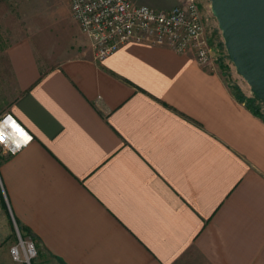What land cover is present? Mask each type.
<instances>
[{"label": "crops", "instance_id": "obj_1", "mask_svg": "<svg viewBox=\"0 0 264 264\" xmlns=\"http://www.w3.org/2000/svg\"><path fill=\"white\" fill-rule=\"evenodd\" d=\"M153 1L132 3H178ZM61 3L67 21L28 33L0 0V116L32 135L0 150V207L31 264H264V120L193 50L95 60Z\"/></svg>", "mask_w": 264, "mask_h": 264}, {"label": "built area", "instance_id": "obj_2", "mask_svg": "<svg viewBox=\"0 0 264 264\" xmlns=\"http://www.w3.org/2000/svg\"><path fill=\"white\" fill-rule=\"evenodd\" d=\"M72 19L89 39L94 59L102 61L128 42L166 45L177 52L193 50L198 64L212 66L202 0H178L170 10L136 5L130 0H67ZM208 1V0H207ZM32 135L10 113L0 116V150L13 155L26 147ZM11 247L15 261L30 264L32 246Z\"/></svg>", "mask_w": 264, "mask_h": 264}, {"label": "rangeland", "instance_id": "obj_3", "mask_svg": "<svg viewBox=\"0 0 264 264\" xmlns=\"http://www.w3.org/2000/svg\"><path fill=\"white\" fill-rule=\"evenodd\" d=\"M137 3H153V0H130ZM10 10L8 16H15L25 25L26 31L34 33L35 29L41 26H53L56 23L66 19L64 16L63 5L61 0H5ZM2 4V3H1ZM201 11L204 14L206 34L211 46V56L213 57V65L222 73L229 88L234 96L248 100L256 106L258 112L264 118V105L260 101L255 100L250 87L245 80L236 72L233 64L230 62L225 51L221 32L218 29L217 21L211 13L210 1L202 0L200 3ZM67 21V20H65ZM10 24H12L10 22ZM56 27V26H55ZM53 32L55 31L53 28ZM54 34V35H55ZM52 44V43H51ZM1 50V45H0ZM5 89L0 85V97L5 94ZM12 97V96H11ZM1 192V188H0ZM5 209V208H4ZM22 240L24 247H28L30 243L34 255L30 258V264L36 257L37 247L36 241L29 234L23 232L16 220H13L8 209L3 210L0 207V259L4 257L6 264H26L24 261H15L11 256V247L20 245ZM4 263V264H5Z\"/></svg>", "mask_w": 264, "mask_h": 264}, {"label": "water", "instance_id": "obj_4", "mask_svg": "<svg viewBox=\"0 0 264 264\" xmlns=\"http://www.w3.org/2000/svg\"><path fill=\"white\" fill-rule=\"evenodd\" d=\"M236 72L264 105V0H209Z\"/></svg>", "mask_w": 264, "mask_h": 264}, {"label": "trees", "instance_id": "obj_5", "mask_svg": "<svg viewBox=\"0 0 264 264\" xmlns=\"http://www.w3.org/2000/svg\"><path fill=\"white\" fill-rule=\"evenodd\" d=\"M236 99H237L238 101H240L241 103H243L248 109H250L251 112H252L254 115H256V116H258V117H260V118H262V119L264 120V118L262 117V115L258 112L256 106H254V104H253L252 102H250V101H248V100L240 99V98H238L237 96H236ZM255 100H257V99H255ZM260 103H261V102H260Z\"/></svg>", "mask_w": 264, "mask_h": 264}, {"label": "bare ground", "instance_id": "obj_6", "mask_svg": "<svg viewBox=\"0 0 264 264\" xmlns=\"http://www.w3.org/2000/svg\"><path fill=\"white\" fill-rule=\"evenodd\" d=\"M30 251H31V254H33V253H32L33 251H32V250H30Z\"/></svg>", "mask_w": 264, "mask_h": 264}]
</instances>
